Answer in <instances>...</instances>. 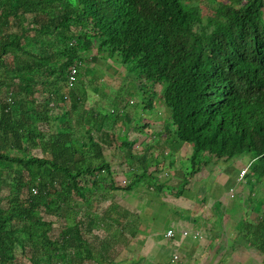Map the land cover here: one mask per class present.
<instances>
[{
	"label": "trees",
	"instance_id": "16d2710c",
	"mask_svg": "<svg viewBox=\"0 0 264 264\" xmlns=\"http://www.w3.org/2000/svg\"><path fill=\"white\" fill-rule=\"evenodd\" d=\"M101 71L118 81L103 84ZM126 71L135 82L114 100ZM156 102L159 142L142 124ZM131 128L147 137L138 142ZM185 147L190 172L172 174ZM242 153L253 154L242 177L253 188L232 217L264 264V0H0V264H116L114 251L137 249L142 235L133 187L163 170L170 184L159 177V188L182 197L171 190L180 177L185 188ZM189 212H170V224ZM176 228L164 233L173 246L202 234Z\"/></svg>",
	"mask_w": 264,
	"mask_h": 264
},
{
	"label": "crops",
	"instance_id": "0c3cea01",
	"mask_svg": "<svg viewBox=\"0 0 264 264\" xmlns=\"http://www.w3.org/2000/svg\"><path fill=\"white\" fill-rule=\"evenodd\" d=\"M100 73L102 74V71ZM111 73L112 75L114 74L115 77H116V74H119V73H113V72ZM105 75L102 74V82L104 80L103 77ZM153 117L154 115L151 117L149 116V119L146 118L143 122H148ZM132 126L134 125H131V127ZM132 131L134 130L131 128L129 132L131 133ZM134 133H132L134 135L130 134L131 138L136 137L138 142L144 139L143 137L141 138L137 132H134ZM180 152L182 151L176 152L177 154L175 155L180 154ZM248 163H249V159H247L246 156H243L241 158H238V163H234V166L237 167L239 170H241ZM217 170H218L217 167L206 168L204 172L200 175L201 186H203L202 181L208 179L211 176L209 174ZM179 171L180 170H177V172ZM227 180L228 178L223 179V185H225ZM203 188H206V187H203ZM220 188H216V189H220ZM212 190L213 188H211L210 191ZM220 192L221 191L219 190V193ZM246 193H244L243 195L235 194L234 198H232L231 200L228 199L227 197L224 198V196H219L220 201L217 202V204L214 207V210L212 209L206 215H204L202 219H200L198 224H196L197 221L195 220L191 221L192 219V218L190 219V217L192 216L191 210L189 213L190 217L186 221L183 220V222H186L185 223L186 225L179 224L180 223L179 221H174L176 220V217H172L171 225L173 227H177L176 230L178 232H181L187 227H196L195 229H200L202 231V234H204L205 238L203 239L195 238L192 236V234H189V238L179 241L178 244L174 246L171 243L166 246L161 245L159 243V247H160L159 253L162 255H165L166 260L163 262L159 257V263H157L156 260L155 261L151 260L150 262H148V264H170V260L172 258V255H171L172 252L173 254L178 255V259L176 263L174 264H232V263L233 264H262V258L260 259L258 258V252H256L255 249L252 246H250L248 242L243 243V242H240L239 240L240 235L250 236L251 234L247 233V231L245 230H242V227H241L242 224L240 223V219H238L239 217H232V213L234 209L241 210V207L244 204V196ZM214 195L215 193L211 194V196H214ZM183 200L192 202L191 199H183ZM211 200L212 199L210 198L208 201L207 200L206 201L207 203H209ZM242 210H246V209H242ZM194 214H197V211ZM219 216L222 218L219 219ZM253 218H254V215H250V217L248 216L246 218L245 222L248 224V222L250 221L248 224L250 226L251 221H253ZM173 227L168 226L167 228H173ZM141 236L142 235H140L138 238H140ZM149 237L151 238V236ZM138 238L136 240L140 243V245L139 244L137 245V249L129 248V250H124V249L120 250L124 254L128 255L130 260L137 257L136 252H139L141 254H146L147 251H149V249L152 248V244H150V246L146 244L147 240L150 238H148L146 242L144 239L143 240L141 239L143 242L142 241L140 242V239ZM132 243L134 245V241ZM145 246H148L147 251L144 249ZM167 247H169V249L166 251L165 248ZM117 250L118 249H116L114 253H116ZM226 250H229V251H226Z\"/></svg>",
	"mask_w": 264,
	"mask_h": 264
},
{
	"label": "rangeland",
	"instance_id": "374dc122",
	"mask_svg": "<svg viewBox=\"0 0 264 264\" xmlns=\"http://www.w3.org/2000/svg\"><path fill=\"white\" fill-rule=\"evenodd\" d=\"M217 1V0H216ZM218 1H223V0H218ZM130 71V70H129ZM127 72V71H126ZM128 73V72H127ZM102 74H104V72H102ZM132 73H128L125 80L123 81L122 83V88L120 91L116 92V94H114L113 96V99L117 96H125V97H128L126 95V91L124 90V87L126 88L128 82H135L133 81V76L131 75ZM113 78V77H112ZM103 82L105 85L109 86V85H113L114 84V78L113 80L110 79L107 75H105L103 77ZM118 81V77H116V80H115V83ZM141 95L137 94L136 96L133 97V100L134 102H138V104L135 106V104H128L127 107H128V111L130 112V114H133L135 113V115H137V113H140L141 110H140V103H141ZM88 99H90L89 103H91V100H95L96 99V95L92 92H88ZM114 102V100H113ZM111 101V103H113ZM139 107V108H138ZM155 108H159V113H154V117L151 118L149 120L150 123H152V125H154V128L152 129L154 132H158L160 127L159 125H156V124H159V121H160V124H161V119L163 117H165V110H164V107H163V104L162 103H159V102H156V105H155ZM130 114H126L127 117H130ZM139 116V115H138ZM149 116H153L152 114H149ZM126 117V118H127ZM141 120H144L145 117L144 116H141L140 117ZM137 118V121H138V124H141V120ZM151 129V127H149ZM136 131H132L130 134L131 135H134ZM134 133V134H132ZM142 137H147V133L144 132V134H141ZM168 152V151H166ZM253 154L249 153H242L240 154L236 159L238 158H241L243 156H246L247 159H252ZM179 156V155H177ZM110 158V155L108 154L107 155V159ZM110 162H113L115 164H117V161L114 160V159H110ZM225 164L224 161H221L219 163H217V171L209 174V175H212L213 177V180H214V183L211 184V185H206V188H202L203 191H207V193H210V190L212 188V186L216 183L217 181V178L219 176V179L221 180V173H224L226 171V168L228 171H232L233 168H235L234 166V162L232 160H229L227 162V166L225 168H222V166ZM181 168V170L179 172L182 173V170L185 172L186 169H182V168H188L187 165H184L182 166L180 162L177 163V166H176V169H179ZM190 172V171H188ZM154 177V180L150 179V178H147V180L150 182V186L148 187L147 186V183H142V185L145 184V186L140 190V187H133L132 188V191H130L129 193V199L130 201H132L133 203H137L140 201V203L136 204L135 205V208H136V213L138 214H142L144 216L145 219H143V224H140L139 226V229L142 230L141 231V234H142V238H140V242L144 239L145 242L148 238H150L149 236L153 237L154 239V243H153V246L151 249H149V251H147L148 249V246H145V250L147 251L146 254H141L139 252H136V258H133L132 260H130V264H148V262H150L151 260L152 261H157V263H159V257L160 259L164 262L166 260L165 258V255H162L159 253V243L161 245H168L170 244V242H168V240L164 237V230L169 226V227H173L171 224H170V220L168 218V214H170V212H172V209L173 208H176L179 209L178 207V203L183 207H189L191 208V214H194L196 211H197V215L200 214L201 211H210L212 208H210V203H207L206 200H193L192 202H189V201H184L182 199L180 200H177V199H174V198H171V197H165V201L164 200H159V191L156 190V187L158 186V178L157 176H153ZM185 177V176H184ZM184 177H175V178H179V182L178 184H176V186L174 187H177V188H180V190H182V197L184 198H189L191 197L189 194L190 192H193L192 191V184H197L198 182L197 181H192V182H189L187 184V186L184 188V184L182 182H184L186 180V178ZM197 178V177H196ZM124 179L123 175H120L118 177V181ZM198 179V178H197ZM174 181V180H173ZM176 183V182H175ZM229 185H233L235 187V189L238 191L240 186L239 184L237 183L236 180H231L229 181L228 185H227V188L229 187ZM253 187H251L252 189ZM255 190L259 191V188L257 185L254 186ZM177 189H174V191H176ZM194 193H196L197 195L199 194L198 193V187L195 189ZM226 193V189L223 191V194ZM210 198V197H209ZM173 201V203H171ZM206 201V202H205ZM161 202H163L162 206L159 207V204L161 205ZM114 203H117L116 201H114ZM232 213V212H231ZM230 213V214H231ZM237 213V212H236ZM238 214V213H237ZM233 216V215H232ZM222 217L219 216V219H221ZM175 229V227H173ZM242 230H244V228H242ZM202 239L204 238V234H202ZM249 238L251 239V237L249 235H240L239 237V240L240 242H243L245 243L246 240H249ZM142 239V240H141ZM192 239V238H191ZM143 242V241H142ZM144 242V243H145ZM134 244H139V242L136 240L134 241ZM149 246L151 244V240L148 239L147 240V243ZM166 251L169 249V247L165 248ZM226 251H229V250H226ZM145 252V251H144ZM258 258H262V256H260V254H258ZM153 263V262H152ZM233 264V263H232Z\"/></svg>",
	"mask_w": 264,
	"mask_h": 264
},
{
	"label": "clouds",
	"instance_id": "9594fccd",
	"mask_svg": "<svg viewBox=\"0 0 264 264\" xmlns=\"http://www.w3.org/2000/svg\"><path fill=\"white\" fill-rule=\"evenodd\" d=\"M75 70V73L73 74V77H74V79L73 80H70V78H69V75H70V73H71V71L72 70ZM76 74H77V69L76 68H72L71 70H70V72L68 73V76H67V85H68V87L69 88H72L73 86H74V83L76 82ZM107 76L109 75V74H106ZM113 78H114V80H116V77L113 75L112 76ZM113 78H112V80H113ZM110 86V85H109ZM157 113H159V112H157ZM150 114H153L154 115V113H150ZM149 122V121H148ZM144 122H142V124H143ZM150 123V122H149ZM156 125H159L160 126V123L159 124H156ZM150 127H151V132H153V133H156L155 134V137H154V142H159V131L158 132H154L152 129L154 128V125H152V123H150ZM164 137V136H163ZM140 147V146H139ZM188 147H185V148H183L184 150L185 149H187ZM167 150H168V148H166ZM181 150L182 152H180L181 154H183L184 153V150ZM167 150H165V152L167 151ZM179 156H177L176 155V158H175V160H176V162H175V164H176V166H177V163L178 162H180L181 163V165L182 166H184V165H187L188 166V168H182V169H186V171H185V173L187 172V171H189L190 170V167H189V164L187 163H185L180 157H181V155L180 154H178ZM224 166V165H223ZM223 166H222V168H223ZM248 167H249V163L243 168V169H241L240 171H239V173H238V178H237V183L239 184V186H240V188H239V190L237 191L236 189H235V187L233 186V185H229V187L227 188V185H228V183H229V178H228V180H227V182L225 183V185H223V179L224 178H222V175H221V180L219 179V176H218V178H217V181H216V183L212 186V188H213V190L212 191H210V193H207V191H203L202 190V188L203 187H206V185H211V184H213L214 183V180H213V177H212V175L208 178V179H206V180H203L202 181V185L203 186H201V184H200V182H201V178H200V175L204 172V170L206 169V168H203V169H200V170H198L197 172H196V174H195V176H194V178H190L191 179V182L192 181H197L198 183L197 184H192L191 186H192V191L193 192H190V193H193V194H196V193H194V191H195V189L198 187V195H197V197H198V199L199 200H201V197L202 198H204V197H206L205 198V200H209L210 198L212 199L209 203H210V208H213V207H215V205L217 204V202L218 201H220V199H219V196H224V198L225 197H227L228 199H232V198H234V196H235V194H244V193H246L245 194V196H244V198L246 197V196H248V195H250L251 193H250V188L251 187H249V186H246V182L245 181H243L242 180V177H243V175L246 173V171L248 170ZM165 170H167V169H165ZM177 170H181V168H179V169H174L173 170V173L172 174H174ZM157 171V170H156ZM170 171V170H169ZM177 173H181V172H177ZM182 173H184V171L182 170ZM181 173V174H182ZM222 174V173H221ZM155 176H157V178L159 179V177H161L162 179H160V180H168V182H169V177H167V175H166V172L165 171H161V172H159V171H157V173L155 172ZM198 179H197V178ZM190 179H188V181L190 180ZM118 180V179H117ZM251 181V180H250ZM119 182L121 183V184H124L123 183V179L120 181L119 180ZM159 182V181H158ZM126 183V182H125ZM183 184H185L186 185V183L185 182H182ZM169 184H170V182H169ZM221 187V188H220ZM214 188H215V190H214ZM216 188H220V189H216ZM259 188V187H258ZM174 189H177L176 191H174ZM174 189H172L171 188V190L173 191V193H176L177 191H179L180 190V188H177V187H175ZM205 189V188H204ZM226 189V193L225 194H223V191ZM156 190H158L159 191V200H164L165 201V197H171V198H174V199H177V200H180V199H190V197L189 198H184V197H172V195H167L166 194V192H165V189L162 187V188H159V186H157L156 187ZM219 190L221 191L220 193H219ZM254 191H255V193H256V195L255 196H253L252 197V199L254 200V201H256V199H257V194H259L260 193V188H259V191H257V190H255V188H254ZM212 193H215V195L214 196H211V194ZM221 194V195H220ZM166 195V196H165ZM210 197V198H209ZM198 200V199H195V198H191V200ZM192 200V201H193ZM140 202H142V201H140L139 200V202H137V203H133V205L132 206H134L135 207V205L136 204H138V203H140ZM171 203H173V201L171 202ZM162 204H163V202H161V205L159 204V207H161L162 206ZM178 207H179V209H177V207L176 208H173V215H176V213H177V211H179V210H182V209H188V210H192L191 208H189V207H185V208H183L182 206H180L179 205V203H178ZM190 213V212H189ZM166 230V229H165ZM169 231H170V233H169ZM172 229L170 228V229H168V230H166L165 231V233L167 234V235H171L172 234ZM181 233H184V230H182L181 231ZM193 234L194 235H192L193 237L194 236H196L197 238H201V236H202V234H200V237H198L197 236V234H199L198 232H195V231H193ZM185 238H189V234H186L185 233ZM171 255H172V258H171V260H170V264H174V263H176V261H177V259H178V255H176V254H173V252L171 253ZM174 256H176V257H174ZM113 259L116 261V264H128V263H130L129 262V260H130V258L127 256V255H125L123 252H121V251H117L114 255H113Z\"/></svg>",
	"mask_w": 264,
	"mask_h": 264
},
{
	"label": "built area",
	"instance_id": "2783aa9c",
	"mask_svg": "<svg viewBox=\"0 0 264 264\" xmlns=\"http://www.w3.org/2000/svg\"><path fill=\"white\" fill-rule=\"evenodd\" d=\"M74 73H75V70L73 69V70L71 71L70 75H69L70 80H73V79H74V77H73V74H74ZM169 233H170V231H169ZM174 257H176V256H174Z\"/></svg>",
	"mask_w": 264,
	"mask_h": 264
}]
</instances>
